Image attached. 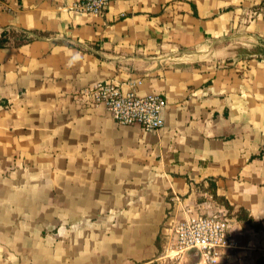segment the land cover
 <instances>
[{"label":"crops","instance_id":"0c3cea01","mask_svg":"<svg viewBox=\"0 0 264 264\" xmlns=\"http://www.w3.org/2000/svg\"><path fill=\"white\" fill-rule=\"evenodd\" d=\"M79 1L0 0V264H167L189 211L231 218L218 264H264V0ZM104 80L164 126L79 95Z\"/></svg>","mask_w":264,"mask_h":264},{"label":"built area","instance_id":"2783aa9c","mask_svg":"<svg viewBox=\"0 0 264 264\" xmlns=\"http://www.w3.org/2000/svg\"><path fill=\"white\" fill-rule=\"evenodd\" d=\"M117 0H80L76 8L80 11L101 15ZM132 89L123 90L110 81H98L80 90L81 95L93 106H104L115 121L121 125H140L146 131L164 126L167 98L159 93L139 95ZM232 220L228 214L195 213L175 224L162 258L167 264H181L189 252L199 256V264H218L221 254L235 246L231 239Z\"/></svg>","mask_w":264,"mask_h":264},{"label":"trees","instance_id":"16d2710c","mask_svg":"<svg viewBox=\"0 0 264 264\" xmlns=\"http://www.w3.org/2000/svg\"><path fill=\"white\" fill-rule=\"evenodd\" d=\"M16 35H14V37H15ZM16 38H17V42H19V43H22V42H25L26 40H28V38L26 37V36H23V35H21V36H16ZM10 41V39H9V33L8 32H3V34H2V37L0 38V47H2V46H4L5 44H7L8 42ZM246 219H248V221H249V223L251 224V225H253L254 227H256V228H259V227H261V226H259V224L257 225L251 218H249L248 216H244Z\"/></svg>","mask_w":264,"mask_h":264},{"label":"rangeland","instance_id":"374dc122","mask_svg":"<svg viewBox=\"0 0 264 264\" xmlns=\"http://www.w3.org/2000/svg\"><path fill=\"white\" fill-rule=\"evenodd\" d=\"M189 261H190V260H189ZM184 263H187V261L183 260V261H182V264H184Z\"/></svg>","mask_w":264,"mask_h":264}]
</instances>
